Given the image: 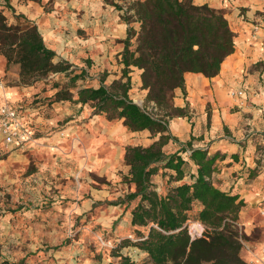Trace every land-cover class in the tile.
Returning a JSON list of instances; mask_svg holds the SVG:
<instances>
[{
  "label": "trees",
  "instance_id": "16d2710c",
  "mask_svg": "<svg viewBox=\"0 0 264 264\" xmlns=\"http://www.w3.org/2000/svg\"><path fill=\"white\" fill-rule=\"evenodd\" d=\"M3 1L13 21L0 7V56L6 66H17L20 84L29 86L50 74L64 73L67 82L54 84L52 101L89 105L93 114L122 120L128 130H147L153 138L146 146L125 147L128 172L123 179L133 186L125 200H136L129 224L139 239H123L112 250L118 258L115 264H140L120 252L126 245L146 253L144 264H246L241 249L247 238L239 231L238 216L244 202L215 184L219 154L193 147L190 140L181 144L169 133L166 120L185 114L172 102L175 89H184L185 74L213 77L234 51V33L224 11L193 0H132L123 19L137 23V28L129 26L122 40L120 77L108 86L102 79L95 87L78 84L84 70L66 60H54L56 53L46 46L35 22L15 13L9 0ZM132 68L140 70L145 100L160 114H150L130 98ZM190 164L194 172L186 171ZM158 172L168 175L171 183L164 193L152 182ZM191 221L202 225L200 235L190 234ZM0 264L11 263L3 259Z\"/></svg>",
  "mask_w": 264,
  "mask_h": 264
},
{
  "label": "crops",
  "instance_id": "0c3cea01",
  "mask_svg": "<svg viewBox=\"0 0 264 264\" xmlns=\"http://www.w3.org/2000/svg\"><path fill=\"white\" fill-rule=\"evenodd\" d=\"M129 1L132 0H128V4ZM193 1L224 11L234 33V51L225 57L219 72L213 77L191 72L185 74L184 89H175L172 101L174 107L183 108L185 114L167 117V128L181 144L190 140L193 147L205 148L208 154H219L217 169L213 172L215 184L223 191L237 194L244 202L238 214L239 224L247 238L245 241L257 250L264 245V214H259V210L264 208V117L256 110L264 105V0ZM122 2L9 0L15 13H22L35 22L46 46L56 53L54 60L63 59L72 67L82 69H85L86 62H90L95 71L108 73L109 82L120 77L119 53L127 28H137V23H127L123 19L118 7ZM3 3L0 0V7L4 8L6 15L8 11ZM114 59L118 63V74H110V62ZM129 74L131 86L139 87L145 95L146 91L140 87V70L132 68ZM0 80L4 85L0 90V103L5 99L19 112L26 128L34 135L37 133L36 138L46 143L47 148L43 151L55 160L64 155V159L72 164H82V154L89 149L78 147L76 140L80 138L91 141L100 138L103 151L119 158L122 146L136 144L133 136L138 133L149 135L147 130H128L122 120L110 122L95 118L91 119L88 127L97 129L99 136H94L83 128L82 116L72 114L73 109H69L66 103L55 102L60 108H67L58 114L53 111L54 115L48 117L36 114L24 103L32 93L33 85L20 84L17 66H6L2 56ZM236 89L244 90L248 105L239 107L237 101L230 97L229 92ZM75 106L81 107L80 104L72 105ZM60 119L63 121L61 129H53ZM96 121L100 125L94 128ZM56 146L65 147L67 151L56 152ZM0 147L15 154L30 150L33 145L23 150L6 146L0 139ZM87 205L88 202L82 205L81 210L78 207V211L84 212ZM125 218V224H129L130 213ZM255 230L258 237L253 236ZM241 256L246 264H260L245 248L241 249Z\"/></svg>",
  "mask_w": 264,
  "mask_h": 264
},
{
  "label": "rangeland",
  "instance_id": "374dc122",
  "mask_svg": "<svg viewBox=\"0 0 264 264\" xmlns=\"http://www.w3.org/2000/svg\"><path fill=\"white\" fill-rule=\"evenodd\" d=\"M121 4L118 7L124 14L128 0ZM7 11L6 16L13 21L12 12L8 8ZM117 65L115 59L110 62V74H118ZM84 68V79H79L78 84L96 87L102 79L106 86L112 82L106 77L108 73L95 71L90 62H86ZM66 82L64 73L37 80L32 84L29 98L24 101L25 107L33 108L42 117L66 110L50 97L55 91V83L64 85ZM129 96L137 104L145 106L148 103L139 87L131 86ZM57 103H66L73 109L72 114L82 116L83 128L99 136L97 129L88 127L91 119L107 120L103 115L93 114L89 105L72 107L69 101ZM156 113L161 112L157 110ZM116 121L121 120L110 122ZM57 123L53 129L63 125L62 119ZM94 125L95 128L100 122L96 121ZM32 135L34 142L28 146L33 147L25 152L10 154L0 147V261L6 259L11 264H115L118 258L112 250L121 245L123 239L132 242L139 239L132 226L125 224V217L136 202L125 200V194L133 190V186L123 179L128 172V165L123 160L128 145L122 146L119 158H113L109 151H103L100 138L93 141L80 138L76 140L78 147L89 150L82 154V164L74 165L64 159V155L57 160L48 157L43 151L47 148L46 143L36 138L37 133ZM152 140L150 133L133 136L134 145L144 146ZM54 151L63 153L67 150L56 146ZM166 151L170 149L166 148ZM106 159L109 160L105 162ZM186 171L194 172L195 167L190 164ZM184 179L188 180V175ZM152 182L160 193L166 192L171 184L168 175L163 176L160 172L152 177ZM86 202V210L79 212L78 207L81 210ZM202 229L199 222H189L190 234L195 232L198 236ZM253 236L258 237L259 233L255 230ZM120 252L140 264L146 261V253L134 245L121 246Z\"/></svg>",
  "mask_w": 264,
  "mask_h": 264
},
{
  "label": "built area",
  "instance_id": "2783aa9c",
  "mask_svg": "<svg viewBox=\"0 0 264 264\" xmlns=\"http://www.w3.org/2000/svg\"><path fill=\"white\" fill-rule=\"evenodd\" d=\"M3 89L4 85L0 80V90ZM229 95L237 101V106H244L245 93L243 89L231 90ZM138 105H140L145 111L156 116L155 113L157 108L152 103H146L145 106L141 104ZM256 110L259 115L264 117V105L259 106ZM0 139L6 146L12 145L18 148H24L28 146L30 142H34L33 135L26 128L19 112L5 99L0 103ZM259 214H264V208L259 210ZM239 231L240 233L243 232L240 224ZM191 235L194 236L197 235V233L195 234L194 232ZM242 244V248H245L254 254L257 262L264 264V245L256 250L255 246L249 245L246 241H242Z\"/></svg>",
  "mask_w": 264,
  "mask_h": 264
}]
</instances>
